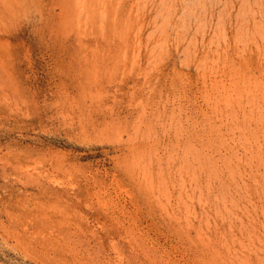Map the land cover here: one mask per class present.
<instances>
[{
    "label": "rangeland",
    "instance_id": "374dc122",
    "mask_svg": "<svg viewBox=\"0 0 264 264\" xmlns=\"http://www.w3.org/2000/svg\"><path fill=\"white\" fill-rule=\"evenodd\" d=\"M0 264H264V0H0Z\"/></svg>",
    "mask_w": 264,
    "mask_h": 264
}]
</instances>
